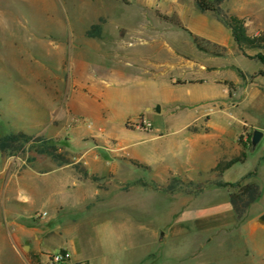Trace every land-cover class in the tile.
<instances>
[{
  "label": "rangeland",
  "instance_id": "obj_1",
  "mask_svg": "<svg viewBox=\"0 0 264 264\" xmlns=\"http://www.w3.org/2000/svg\"><path fill=\"white\" fill-rule=\"evenodd\" d=\"M222 9L238 30L240 46L220 16L200 13L194 0H0V134L21 131L50 138L71 153L74 171L75 164L86 169L83 158L89 156L98 162L94 183L102 191H122L132 201L140 198L137 190L145 189L142 197L150 209L146 214L130 212L131 247L138 245L137 239L147 244L163 232H158L162 224L155 214L170 204L164 194L178 189L184 199L192 198L215 181L212 176L152 178V167L181 171L189 155L183 143L170 137L174 134L166 142L151 140L158 127L186 124L195 133L207 126L232 132L244 128L241 118L264 126V101L256 112L250 99L243 102L247 87L264 88V64L257 58H264V0H225ZM91 15L110 16L106 27L112 35L96 43L121 44L115 53L103 52L105 67H95L101 55L81 36ZM89 77L99 96L90 89L80 91ZM106 113L110 120L103 122L109 130L102 122ZM242 133L237 142L246 148ZM263 144L249 156H256ZM29 157H35L32 166L26 162ZM52 167L50 158L33 152L0 155V264H25L29 248L15 238L19 225L44 234L45 249L52 255L64 244L54 232L58 225L46 201L24 209L16 202L29 173L42 176ZM235 170L223 180H232ZM219 195V203L230 209L223 190ZM194 219L202 224V218ZM102 231L83 225L89 254L108 250ZM66 245L73 244L66 240Z\"/></svg>",
  "mask_w": 264,
  "mask_h": 264
},
{
  "label": "crops",
  "instance_id": "obj_2",
  "mask_svg": "<svg viewBox=\"0 0 264 264\" xmlns=\"http://www.w3.org/2000/svg\"><path fill=\"white\" fill-rule=\"evenodd\" d=\"M84 17L87 19L88 15ZM109 18V15H91L90 22L81 31V36L84 37V43L88 48L96 55H101L95 67H105L104 51L115 53L117 48L121 47V44L105 46L94 41H103L107 33L112 35L106 27ZM93 25H100V38L86 36V32ZM115 57L118 56L115 55ZM92 82V77L84 79V85L80 91L87 92L90 89L93 93L98 92V88ZM259 87L262 86L257 87L252 84L244 91L246 95L243 102L250 99L251 108L255 112L261 111L262 101H264L261 95L264 93ZM97 95L99 96V92ZM153 105L155 104L149 105V108ZM140 112L138 111L135 115ZM101 113L100 111L99 114ZM99 114L97 117L101 119ZM103 119L102 122L110 120V114L106 113ZM246 119L241 118L238 121L245 125L243 129L240 127L232 132L207 126V129L195 133L191 132L186 124L160 126L156 131L154 130L155 134L150 136L151 140L166 142L167 137L174 134L170 137L174 138L175 143H183L189 155L187 165L179 172L153 169L152 162L142 157L141 162L151 164L152 178L204 180L212 176L211 178L215 180L212 188H202L198 195L192 198L186 195L184 199L178 189L164 194L170 197V204L164 206L163 211L160 209L155 214L157 221L162 224L158 232L163 231L165 234L162 239L154 237L147 244L140 241L142 239H137L138 245L132 247L130 245V240H134L130 237L132 233L130 212L146 214L147 211L149 213L150 206L145 204L142 197L145 189L137 190L140 192V198L131 201L129 194L118 190L115 194L102 191L97 188L94 181L80 179L71 165L52 167L42 176L29 173L30 180L25 182L18 191L17 205L24 209V206L46 201L51 206L54 220L58 225L54 232L64 241L59 253L64 252L67 255V261L63 264H264V223L259 220L264 214V144L256 156H249L256 152L264 141V126H259L257 119ZM253 131L261 132L262 138L256 149L250 153L249 149L243 148L237 140L239 134L243 132L248 142ZM161 132L164 134L161 135ZM246 145L247 143L243 146ZM83 159L88 175H97L94 173H96L95 165L98 162L89 156ZM247 164H250L249 169L240 172L239 166ZM232 169H236L237 175L232 180L224 181L223 176ZM248 174L252 176L244 183L257 184L260 196L239 219L231 205L229 209L226 203H219V191L223 190L225 197L229 200V193L233 192V189L219 185L239 182ZM146 190L159 193L151 189ZM168 209L169 214H165ZM43 213L46 214V212ZM197 216L202 218V224L193 222ZM90 223L94 227L103 229L102 232L107 241L105 245H108L107 251L89 254L85 250L82 229L84 224ZM15 238L18 243L24 241L22 247L29 248L24 260L25 264H51L49 257L52 254L50 250L45 249L48 246L44 243V234L19 225L15 230ZM66 240L73 245L71 247L66 245Z\"/></svg>",
  "mask_w": 264,
  "mask_h": 264
},
{
  "label": "trees",
  "instance_id": "obj_3",
  "mask_svg": "<svg viewBox=\"0 0 264 264\" xmlns=\"http://www.w3.org/2000/svg\"><path fill=\"white\" fill-rule=\"evenodd\" d=\"M224 2L225 0H194V5L200 13H213L220 16L223 25L230 29L234 42L240 46V35L238 30L236 27H233L230 22H228L229 19L222 9ZM86 36L90 38H100V25L91 26L86 32ZM257 58L264 64V58L261 55H258ZM241 76L243 79L246 77L243 74ZM259 89L264 93L263 87H259ZM247 147H250V138L247 142ZM31 152H33L35 156H45L50 158L51 162L58 168L73 164L71 153L67 150H61L50 138H46L42 135H29L21 131H11L6 134H0L1 156L9 158ZM34 161L35 157H29L26 160L29 166H32ZM73 168L79 175L80 179H90L92 181L97 180V175L89 176L84 168H79L76 164L73 165ZM251 176L252 174H248L239 182L219 185L233 189V192L229 193V202L234 213L239 219L260 196V190L257 184L244 183V181L249 179Z\"/></svg>",
  "mask_w": 264,
  "mask_h": 264
},
{
  "label": "water",
  "instance_id": "obj_4",
  "mask_svg": "<svg viewBox=\"0 0 264 264\" xmlns=\"http://www.w3.org/2000/svg\"><path fill=\"white\" fill-rule=\"evenodd\" d=\"M148 110V108L146 109ZM154 112L155 113H158L159 112V106L156 105V107L154 108ZM262 138V133L259 132V131H253L252 135H251V138H250V147H249V152L252 153L256 147H257V144L259 143L260 139ZM259 220L264 223V214L261 215V217L259 218ZM165 234L163 232H161L159 234V238L162 239L164 238ZM27 248V247H25Z\"/></svg>",
  "mask_w": 264,
  "mask_h": 264
},
{
  "label": "built area",
  "instance_id": "obj_5",
  "mask_svg": "<svg viewBox=\"0 0 264 264\" xmlns=\"http://www.w3.org/2000/svg\"><path fill=\"white\" fill-rule=\"evenodd\" d=\"M49 261L51 264H63L67 261V255L64 253H58L49 257Z\"/></svg>",
  "mask_w": 264,
  "mask_h": 264
}]
</instances>
